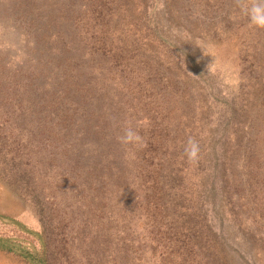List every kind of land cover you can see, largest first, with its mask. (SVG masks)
<instances>
[{
    "label": "rangeland",
    "instance_id": "1",
    "mask_svg": "<svg viewBox=\"0 0 264 264\" xmlns=\"http://www.w3.org/2000/svg\"><path fill=\"white\" fill-rule=\"evenodd\" d=\"M245 2L0 0V264H264Z\"/></svg>",
    "mask_w": 264,
    "mask_h": 264
},
{
    "label": "clouds",
    "instance_id": "2",
    "mask_svg": "<svg viewBox=\"0 0 264 264\" xmlns=\"http://www.w3.org/2000/svg\"><path fill=\"white\" fill-rule=\"evenodd\" d=\"M239 11L248 19L251 26L264 29V0L245 2L241 5ZM120 139L125 145H136L140 142L141 137L132 126H127L123 130V135ZM185 151L190 159L195 160L198 156L199 145L190 139Z\"/></svg>",
    "mask_w": 264,
    "mask_h": 264
}]
</instances>
